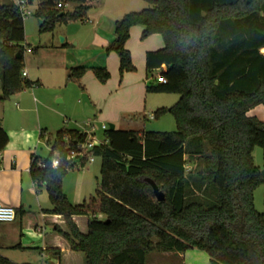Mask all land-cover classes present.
<instances>
[{"label": "trees", "instance_id": "obj_1", "mask_svg": "<svg viewBox=\"0 0 264 264\" xmlns=\"http://www.w3.org/2000/svg\"><path fill=\"white\" fill-rule=\"evenodd\" d=\"M95 1L27 0L37 2L40 33L83 20ZM144 1L147 8L115 21L105 52L117 54L122 77L135 70L125 46L131 28L141 26V38L161 36L163 47L145 54L152 75L145 90L178 95L173 105L153 112L154 118L170 113L176 129L103 130V143L87 152L100 158L95 194L79 204L69 202L62 185L69 170L85 166L86 159L77 162L70 153L88 134L58 130L48 140V156L34 157L30 166L35 186L45 188L51 204L44 211L52 227L44 250L58 264H145L151 252L191 249L205 252L210 264H264V213L254 206L255 190L264 180L253 160L254 148L260 147L264 168V120L247 115L264 104V0ZM68 3L75 4L72 10L65 9ZM24 40L18 7L4 0L0 100L36 84L23 75ZM89 69L100 83L110 77L105 67L78 66L68 70L67 79L80 81ZM155 70L165 82L153 78ZM7 142L0 125V152ZM147 178L163 201H157ZM15 213L22 227L37 226L35 213L22 208ZM53 238L64 248L51 243ZM0 264L16 263L0 255Z\"/></svg>", "mask_w": 264, "mask_h": 264}, {"label": "rangeland", "instance_id": "obj_2", "mask_svg": "<svg viewBox=\"0 0 264 264\" xmlns=\"http://www.w3.org/2000/svg\"><path fill=\"white\" fill-rule=\"evenodd\" d=\"M74 6V3H68L65 9L72 10ZM148 6V3L144 0H96L91 4L87 16L83 20L58 24L52 32L46 33H40L38 31L40 20L34 14L36 9L35 5L32 6L33 13L24 18L25 40L21 43L24 47L22 69L23 71H28L29 78L40 75L43 85H35L33 88L24 89L21 91L20 98H17L16 95H12L6 100H0V117L3 112L5 122L13 123L19 119L17 118L20 115L18 110L23 108L24 110L30 108V112L25 113L27 116L25 117L26 121L35 122L37 116H39L42 127H45L47 131L44 135L39 137L37 145V152L42 157L47 156L50 148L49 141L53 139L55 131L65 126L87 130L97 126L99 127V131L96 133L94 139L101 140L103 132L101 125L109 126L112 122L107 121L104 117L100 118L98 116V109L94 108L89 97L91 95L94 96V98L97 96L96 98L99 100V104L105 106L103 112L106 113V106L108 107L114 98L117 97L118 102L123 103V105L126 103L123 97L126 96L127 92H118L119 94H116V86L121 81L122 77H128V83H142V86L143 83H145L146 77L148 80L152 79L151 74L145 75L144 58L142 57V59L141 56L138 55V52L141 50L140 45H142V47H144V43L148 45L147 39H149V36L141 38L140 34L136 35L132 32L129 37V44L133 52L132 63L135 70L125 72L123 76L120 77L118 63L117 66L114 64V69L107 67L110 77L104 83L98 82L91 73L85 75L80 81L68 80V71L65 72L63 69L65 61L67 60L66 62H68V64H73L71 62H76L74 64H91L89 62H91L94 57H97V55L99 56L102 54V56L105 57V50L97 51V49L101 44H104L103 41L108 37V32H110V38H114L112 19L116 18L118 20L128 12L140 11ZM102 10L103 12H101ZM96 22L98 23L97 28L95 27ZM109 25L110 27H108ZM140 28L141 26H134V29ZM62 29L67 30L66 40L63 41L66 43L64 46L61 45L63 43L58 34ZM70 34H72V36ZM158 37L161 36L158 35ZM52 45L54 46L53 48H51ZM104 48L106 47L104 46ZM60 49L64 50L67 54H60ZM98 52H100V54ZM158 73L157 70L153 71L154 76ZM87 77H90V81L87 80ZM25 78L27 79L26 76ZM144 93L142 92V95L135 94L137 105L144 103V95L146 94ZM82 94L87 95L90 104L83 105L81 103ZM146 95L148 97V103L154 104H173L178 99V95L176 94H171L173 96H160L154 93ZM155 110L156 108L146 109L145 119L142 118L141 110L129 111L118 120L117 128L135 131L142 129L161 132L175 131L176 125L173 116L170 113H166L157 118H151L150 116L153 115ZM133 116H137V119H133ZM253 160L256 166H262V150L260 147L254 148ZM99 177L100 158L93 157L92 162H87L85 166L74 168L67 172L63 178L64 187L70 197L71 190H73V188L75 189V186H77V191H79L81 186L88 188L90 194L94 195L97 178ZM260 189L262 190H259L258 187L254 193V206L258 212L259 210H263L262 201L264 199V185L261 186ZM71 200L75 199L71 197ZM80 200L82 199H79L77 202H81ZM32 231L35 232L34 230ZM54 262L55 260L51 259L49 264H54ZM146 264H181V261L177 258L175 253L172 256H164L160 252H153L148 255Z\"/></svg>", "mask_w": 264, "mask_h": 264}, {"label": "crops", "instance_id": "obj_3", "mask_svg": "<svg viewBox=\"0 0 264 264\" xmlns=\"http://www.w3.org/2000/svg\"><path fill=\"white\" fill-rule=\"evenodd\" d=\"M3 2L4 0H0V4H2ZM34 5L36 7L37 2H33L32 6ZM101 12H103V10ZM116 20H117L116 18L112 19V27H114L113 25ZM97 24L98 23L96 22L95 23L96 28L98 27ZM108 27H110V25ZM66 31H67L66 29H62L60 30V32H58V34L62 38V43H63L61 44L62 46L66 44L63 42L66 40V34H67ZM113 32H114V28H113ZM132 32L133 34L141 35L142 27L140 29H134V27H132L130 30V35L132 34ZM61 35H64V36H61ZM70 35L72 36V34ZM107 35L108 37L105 38V41H103L104 44H101V46L97 49V51L105 50L106 48H104V46L107 47L110 44V42L113 40V38H110V32H108ZM113 37H114V34H113ZM148 38H149L147 39L148 45H145V43H144V47L140 45L141 50L138 52V55L141 56V58L142 57L144 58V62H145L146 52L162 48L164 45L162 38L158 37L157 34L151 35ZM125 46L129 50L131 54V59L133 62V58H132L133 52L129 44V39L127 40ZM53 47L54 46L52 45L51 48ZM60 50H61L60 54H67L65 53L64 50L62 49ZM261 52L264 54V48L261 49ZM98 53L100 54V52ZM104 54H105V57H103L102 54H100L99 56L97 55V57H94V59L91 62H89L91 64H85V63L74 64L76 62H71L73 64H70V63L68 64L66 60L64 64L65 66L63 69L65 72H67L72 67H78V66H85L87 68L105 67L106 69L107 67H111V69H114V64H116L117 66V63H118L117 54L115 52L114 53L105 52ZM23 59H24V52H23ZM161 69L165 70L164 66ZM157 71L159 72V70ZM24 72L26 73L25 76L27 77L28 80L32 82H36L35 85H38V86L43 85L40 75L33 76V78H29L28 71L24 70ZM90 73L94 76L92 70L89 69L85 72L83 77ZM146 74L147 72L145 69V75ZM154 77L155 76L153 75V78ZM87 78H88L87 80L90 81V77H87ZM127 78L128 77H125V76L122 77L121 81L116 86L117 87L116 94H119L121 92H127L126 96L123 97V100L126 102L124 105L123 103H119L116 97L110 102L108 107L106 106V113H104L103 108L105 106L104 105L102 106L101 104H99L98 102L99 100L96 98L97 96L95 98L92 95L89 97L91 104L94 106V108L98 109L97 110L98 116L100 118H103V117L106 118L107 121H111L115 129H118L117 123H118V120L122 118L121 116L126 115V113H128L129 111H140L141 110L142 116H143L142 118L145 119L146 109H149V108L157 109L159 107H169L176 102L175 101L173 104H154L150 102L148 103L147 101L148 97L146 94H150V93L146 92L145 90V86H146L145 83L147 84V82L149 81L147 77L145 78V83H143V86H142V83H139V84H133L131 82L128 83ZM31 88H33V86ZM142 92L146 93V94L144 93L145 101L143 104L137 105V102L135 101V98H136L135 94L137 93L139 95H142ZM20 94L21 92L15 95L17 98H20ZM154 94H158L160 96H173L171 94H164V93H154ZM18 112L20 113V115L17 117L19 119L14 121L13 123L5 122V117L3 115V112L1 114L2 116L0 117V125L4 128V130L6 131L8 135V142L5 148L0 152V203L3 205L11 206L15 210L18 208H22L23 210H27V211H31L35 213L38 219V223L35 228H31L29 226L22 227L17 217L12 222L0 223V255L2 257L9 259L10 261L16 264H49V262H51V259L55 260L54 264H58L57 257L54 255H51L50 253H47L44 250L47 244H49V242L47 241V235L52 229V227L48 226L44 221V216H45L44 211L47 209H50L51 204L48 199V195H47L45 188L43 186L36 187L30 175V166H31L33 158L34 157L41 158V159L45 158V157H42L40 154H38L37 145L39 142V137H41V134L44 135L47 131L45 127H42L39 116H37V119L35 120V122L26 121L25 117L27 116L25 113L30 112V108L29 109L27 108L25 110L24 108L19 109ZM247 115L254 116L259 120H264V104H261V105H258L252 108L251 110L247 112ZM133 119H137V116H133ZM64 128L77 129V130L86 132L88 134L89 140H93L96 137L95 136L96 133L99 131V127L97 126L91 127V129H88V130L70 127V126L69 127L65 126ZM58 130L55 131V134ZM138 131L142 132V131H147V130L142 129ZM151 131H154V130H151ZM49 152H50V148H49ZM258 167H260L261 169L263 168L262 166H258ZM62 187H63V192L65 193L67 199L69 200L71 204H79L83 200L92 196L88 188L81 186L79 191H77V186H75V189L73 188V190H71V197L72 199H75V200H71V197L65 190L64 180H63ZM260 188L261 186L259 187V190H262ZM79 199H82L80 200L81 202H77L79 201ZM262 206H263V210L261 211L259 210V212L264 213V199L262 201ZM32 230H34L35 232H33ZM51 243L58 244L62 248H64L62 243L59 242L56 238H53L51 240ZM161 254H163L164 256H168V255L172 256L174 253L173 252H163ZM148 255H147V258H148ZM175 255H177V258H179V260L181 261V264H210L208 255L203 251L191 249V250L185 251L184 253H175ZM147 258H146V261H147Z\"/></svg>", "mask_w": 264, "mask_h": 264}, {"label": "built area", "instance_id": "obj_4", "mask_svg": "<svg viewBox=\"0 0 264 264\" xmlns=\"http://www.w3.org/2000/svg\"><path fill=\"white\" fill-rule=\"evenodd\" d=\"M15 5L18 7L20 14L22 18L24 19L25 17L31 15L33 13L32 11V5L28 4L27 0H14ZM57 7H61V4L58 3ZM26 73L23 71V75ZM155 78L157 79L158 82H165V79L162 78V76L158 73ZM153 118V115L150 116ZM109 126L106 125H101V129L105 130ZM102 140H89L87 139L85 143L81 144L79 146V149L77 152L72 151L70 153V158L71 159H76L77 162L80 161V159H86L87 162H92L93 161V156L88 155V151L92 149L95 145L102 144ZM86 162V163H87ZM52 167H56L58 165V159L54 157L51 161ZM40 167H44V163H39ZM16 218V213L15 209L11 206L3 205L0 203V223L4 222H12Z\"/></svg>", "mask_w": 264, "mask_h": 264}, {"label": "water", "instance_id": "obj_5", "mask_svg": "<svg viewBox=\"0 0 264 264\" xmlns=\"http://www.w3.org/2000/svg\"><path fill=\"white\" fill-rule=\"evenodd\" d=\"M60 40L62 41V38L60 37ZM16 57L17 58H20V54L17 53L16 54ZM164 68H166L164 66ZM81 103L84 105V104H90L89 102V99L87 97L86 94H82L81 96ZM115 127L112 123L109 124V130H113ZM261 175H262V178L264 180V168L261 169ZM146 182L149 183V185L152 187L153 189V193L157 199V201H163L164 200V195L163 193L159 190L158 186L155 184V182L149 178L146 179Z\"/></svg>", "mask_w": 264, "mask_h": 264}]
</instances>
